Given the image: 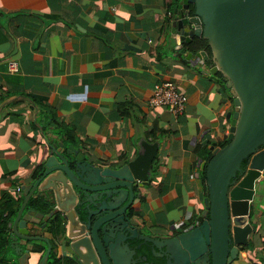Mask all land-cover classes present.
Returning <instances> with one entry per match:
<instances>
[{
  "label": "crops",
  "instance_id": "1",
  "mask_svg": "<svg viewBox=\"0 0 264 264\" xmlns=\"http://www.w3.org/2000/svg\"><path fill=\"white\" fill-rule=\"evenodd\" d=\"M175 2L0 0V199L39 175L51 143L61 141L66 156L73 145L96 164L119 166L143 141L157 142L130 216L145 233H170L186 210L193 216L184 227L192 223L205 195L200 162L226 138L232 105L211 62L189 61L171 37ZM168 79L187 96L175 118L147 102L153 84ZM249 206L254 231L230 264H264V172ZM6 214L1 207L0 264H37L42 252L21 263L9 246Z\"/></svg>",
  "mask_w": 264,
  "mask_h": 264
},
{
  "label": "water",
  "instance_id": "2",
  "mask_svg": "<svg viewBox=\"0 0 264 264\" xmlns=\"http://www.w3.org/2000/svg\"><path fill=\"white\" fill-rule=\"evenodd\" d=\"M172 13L171 37L178 35L181 43L193 36L205 38L209 67L221 73L233 96V108L225 114L227 143L212 141L211 157L200 162L205 169L202 209L177 232L170 223V233H144L127 209L148 181L158 143L143 141L134 158L108 166L85 158L73 145L66 156L57 141L49 144L39 175L21 186L22 201L8 228L9 246L21 263L42 252L37 264H47L52 253L61 260L67 253L77 264H230L252 237L249 205L254 182L264 172V0H181ZM186 58L204 62L208 54L198 49L188 51ZM90 206L99 215L97 222L90 212L85 218L78 215ZM102 211L112 213L101 219ZM106 225L124 236L106 237ZM136 237L154 260L137 251L140 242L127 253L124 239Z\"/></svg>",
  "mask_w": 264,
  "mask_h": 264
},
{
  "label": "built area",
  "instance_id": "3",
  "mask_svg": "<svg viewBox=\"0 0 264 264\" xmlns=\"http://www.w3.org/2000/svg\"><path fill=\"white\" fill-rule=\"evenodd\" d=\"M8 69L15 71L17 65L14 61H9ZM187 96L180 92L173 80H163L161 82H155L153 84L152 93L148 97L147 102L150 106H163L171 115V117H177L182 113L186 105ZM193 174H190L192 177ZM11 194L17 196L21 192V185L16 184L10 189ZM190 210H186L183 216L173 222L174 227H180L184 224V220L190 216Z\"/></svg>",
  "mask_w": 264,
  "mask_h": 264
},
{
  "label": "trees",
  "instance_id": "4",
  "mask_svg": "<svg viewBox=\"0 0 264 264\" xmlns=\"http://www.w3.org/2000/svg\"><path fill=\"white\" fill-rule=\"evenodd\" d=\"M176 2L173 4V7L177 5V2H179V0H175ZM192 10H193V5L190 4L189 5V11L192 13ZM182 49L184 51H191V52H196L198 49H204L207 54H208V58L207 60L211 62V58H210V54H211V50H210V47L209 45L207 44V41L205 38L201 37V36H193L191 38V40L189 42H183L182 43ZM220 76L222 77L221 73H219ZM224 87H225V90H226V93H227V98L228 100L230 101L231 105H232V108H233V96L230 94L228 88L225 86L224 84ZM225 143H227V140L226 138L225 139H222L220 141H217V144L219 146H223ZM212 153L211 151L209 150L208 153L204 156V160L205 162L211 157ZM153 162V161H152ZM154 163V162H153ZM246 164V159H243L242 160V165H245ZM152 167L153 165L151 164V170H152ZM200 178H201V181L203 182V185L205 187V169L204 167H202L200 169ZM12 197V195H11ZM11 197H9L7 194H4L1 195V202H0V208H5L7 210V214L8 217H14L19 205H20V202L22 201V197L21 198H17L16 200H13ZM19 197V196H18ZM14 201V202H13ZM47 264H73L72 262H69V260H67V262H65L63 259L61 260L60 257H57L55 255V253H52L50 255V258L47 262Z\"/></svg>",
  "mask_w": 264,
  "mask_h": 264
},
{
  "label": "flooded vegetation",
  "instance_id": "5",
  "mask_svg": "<svg viewBox=\"0 0 264 264\" xmlns=\"http://www.w3.org/2000/svg\"><path fill=\"white\" fill-rule=\"evenodd\" d=\"M95 209V207H93V206H90V207H88V208H86V209H84V208H82L80 211H79V213H78V215H79V217H81V218H85V216H86V214H89V212H90V219L91 220H94V219H96V222H97V217H99V215L96 217V214L97 213H93V211H91V210H94ZM127 212H128V214L130 215V213H131V208H128L127 209ZM112 212L110 211V212H107V211H102L100 214V216H102V218L101 219H103V218H105L106 216H108V215H110ZM100 221V220H99ZM105 231H106V233H105V236L106 237H110V238H112L113 236H114V234L116 233H118L119 235H118V237L120 238V237H123L124 236V233H123V231H115V228H114V226H109V225H106L105 226ZM97 230H98V234H99V236L101 237V235H102V231L100 230V227L98 226V228H97ZM144 232V231H143ZM145 233V232H144ZM124 241L127 243V247H128V250H127V253H129V252H131V248H132V245H134V244H136V243H139L140 242V246H139V249L140 250H137L138 252H141V253H144V254H146L147 255V257L148 258H154V256L153 255H151V253H150V248L146 245V244H144L143 242H141L142 240L140 239V238H130V239H124ZM113 242V241H112ZM114 248H116L115 246H114ZM131 253H130V255H129V259H131Z\"/></svg>",
  "mask_w": 264,
  "mask_h": 264
},
{
  "label": "clouds",
  "instance_id": "6",
  "mask_svg": "<svg viewBox=\"0 0 264 264\" xmlns=\"http://www.w3.org/2000/svg\"><path fill=\"white\" fill-rule=\"evenodd\" d=\"M13 195V194H12ZM14 196V195H13ZM16 197H18V196H16ZM191 212V211H190ZM192 212H191V214H190V216L188 217V218H186L184 221V224L183 225H181L180 227H174L173 226V222H175V221H173L172 223H171V225L175 228V230H180V229H182V228H185L184 226L186 225V221L187 220H189V219H191L192 218ZM180 219V218H179Z\"/></svg>",
  "mask_w": 264,
  "mask_h": 264
}]
</instances>
